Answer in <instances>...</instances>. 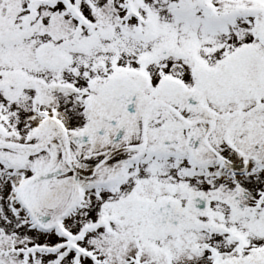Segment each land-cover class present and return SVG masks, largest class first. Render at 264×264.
I'll return each instance as SVG.
<instances>
[{
	"label": "snow or ice",
	"instance_id": "obj_1",
	"mask_svg": "<svg viewBox=\"0 0 264 264\" xmlns=\"http://www.w3.org/2000/svg\"><path fill=\"white\" fill-rule=\"evenodd\" d=\"M0 264H264V0H0Z\"/></svg>",
	"mask_w": 264,
	"mask_h": 264
}]
</instances>
